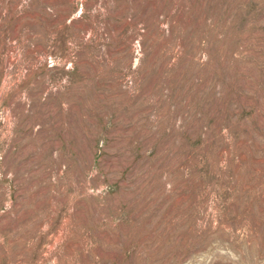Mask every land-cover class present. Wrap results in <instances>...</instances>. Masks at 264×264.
I'll return each mask as SVG.
<instances>
[{
	"label": "rangeland",
	"instance_id": "rangeland-1",
	"mask_svg": "<svg viewBox=\"0 0 264 264\" xmlns=\"http://www.w3.org/2000/svg\"><path fill=\"white\" fill-rule=\"evenodd\" d=\"M0 264H264V0H0Z\"/></svg>",
	"mask_w": 264,
	"mask_h": 264
}]
</instances>
